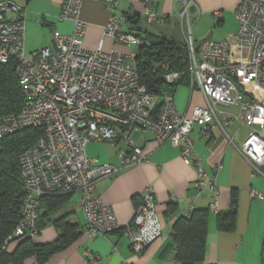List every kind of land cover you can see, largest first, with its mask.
<instances>
[{
	"label": "built area",
	"instance_id": "1",
	"mask_svg": "<svg viewBox=\"0 0 264 264\" xmlns=\"http://www.w3.org/2000/svg\"><path fill=\"white\" fill-rule=\"evenodd\" d=\"M101 1L110 8L105 34L127 46L126 51H104L101 43L94 51L84 50L82 0H63L58 18L72 21V32L54 30L50 44L25 52L26 10L12 0H0V63L15 62L24 99L19 111L0 116V150L7 135L30 126L43 130L18 158L25 193L20 218L5 237L4 249L10 241L32 237L37 232L41 200L49 194L80 192L88 235L117 230L120 225L113 207L103 203L93 190L99 178L141 161L142 150L131 138L136 130L152 131L159 145L179 147L182 161L195 168L196 191L207 188L214 195L208 205L214 213H219L215 175L221 164H216L210 175L206 173L189 136L194 126L205 137L213 128H219L231 142L226 126L239 122L247 127L245 142L240 147L232 144L256 172L263 174L264 0H241L235 14L236 31L222 40L193 38L187 20L184 43L188 84L200 91L204 103L193 106L189 115L177 111L173 92L164 90L155 95L139 83L135 55L143 40L126 29V14L115 13L117 0ZM151 1L145 2V18L163 24L165 15L152 9ZM183 2L181 15L187 16L189 2ZM182 77L183 72L174 70L163 75L170 87ZM156 103L159 110L153 113ZM220 106H236L238 112L222 111ZM118 138L129 147L119 151V166L87 155L88 142H116ZM251 195L261 196L255 190H251ZM124 233L134 253H141L146 245L161 237L162 225L151 187L146 188ZM84 253L88 263L99 264L98 255Z\"/></svg>",
	"mask_w": 264,
	"mask_h": 264
},
{
	"label": "crops",
	"instance_id": "2",
	"mask_svg": "<svg viewBox=\"0 0 264 264\" xmlns=\"http://www.w3.org/2000/svg\"><path fill=\"white\" fill-rule=\"evenodd\" d=\"M12 1L26 10L25 52L50 44L54 30L68 34L73 30L72 21L58 18L63 0ZM183 1H151L152 9L165 15L163 24L145 18L146 0H117L114 10L116 14L134 12L138 18L137 23H127L126 29L130 31L133 26L131 31L142 40H147L148 35L159 34L184 41L187 20L191 24V35L196 39L210 37L222 40L235 33V14L241 0H187V16L181 15L184 10ZM109 14L110 8L101 0H82L80 17L85 22L82 36L84 50L94 51L100 43L104 51L128 49L105 34L104 26ZM173 93L175 107L181 114L189 115L193 106L204 104L200 91L191 88L188 83H179ZM230 107L235 109H228ZM219 109L238 112L236 106H220ZM241 126L244 125L239 122L226 126V133L238 147L249 135V132H238ZM189 136L193 151L208 175L216 164H221L215 175L218 214L230 210L231 196L234 194L235 219L231 229L218 227V214L208 209L214 195L207 188L199 193L196 191L195 168L182 161L179 147L170 143L159 145L152 131L136 130L131 138L142 150L141 161L121 168L112 176L99 178L93 190L94 195L100 196L103 203L113 207L120 227L107 234L88 235L79 191L72 192L53 206L51 202L47 204L43 200L37 219L38 230L28 238L34 244L51 243L63 233L65 227L73 238L45 261L38 263L30 256L24 259L23 264H90L85 260V251L98 255L99 264H176L173 223L177 217L189 215L194 209H208L204 259L194 264H264V167L261 168L263 174L256 172L219 128H213L210 136L205 137L194 126ZM128 149L119 138L116 142L91 141L85 146L88 156L115 166L120 165L119 151ZM147 187L153 189L162 235L146 245L141 253H134L124 229ZM251 190L261 196H252ZM170 202L176 208L171 214H166L165 209ZM24 238L10 241L4 250L12 252Z\"/></svg>",
	"mask_w": 264,
	"mask_h": 264
},
{
	"label": "trees",
	"instance_id": "3",
	"mask_svg": "<svg viewBox=\"0 0 264 264\" xmlns=\"http://www.w3.org/2000/svg\"><path fill=\"white\" fill-rule=\"evenodd\" d=\"M127 23L136 25L135 14H127ZM131 29V28H130ZM132 29L134 27L132 26ZM131 29V30H132ZM130 30V31H131ZM138 46L135 55V65L139 83L148 92L160 95L170 86L165 84L163 75L169 70L183 72L179 83H188V55L185 43L159 34H152ZM165 64L166 67H161ZM171 86L173 89L175 86ZM24 105L20 92L18 78L15 73V62L0 63V116L15 113ZM156 103L153 113H157ZM43 134L40 127H26L3 138L0 150V264H23L25 258L33 256L38 263L45 261L50 255L65 247L73 238L65 227L62 234L51 243L34 244L31 238L21 239L12 252L2 248L7 235L12 233L20 218V208L24 189L20 178L19 155L21 151L34 144L36 138ZM71 193H55L44 195L42 200L51 206L59 203ZM235 195L231 196L230 210L218 214L217 224L220 229H231L235 219ZM176 206L167 204L165 213L171 214ZM208 209H194L189 215L179 216L172 227V237L176 243V264H194L204 259L206 238V222ZM56 222V221H55Z\"/></svg>",
	"mask_w": 264,
	"mask_h": 264
},
{
	"label": "rangeland",
	"instance_id": "4",
	"mask_svg": "<svg viewBox=\"0 0 264 264\" xmlns=\"http://www.w3.org/2000/svg\"><path fill=\"white\" fill-rule=\"evenodd\" d=\"M233 108L235 109V107H230V108H228V109H233ZM229 132H232V130L229 129ZM238 132H244V133H246V132H249V131H248V129H247L245 126H241V127L239 128Z\"/></svg>",
	"mask_w": 264,
	"mask_h": 264
},
{
	"label": "water",
	"instance_id": "5",
	"mask_svg": "<svg viewBox=\"0 0 264 264\" xmlns=\"http://www.w3.org/2000/svg\"><path fill=\"white\" fill-rule=\"evenodd\" d=\"M166 91H168V92H173V88L172 87H168L167 89H165Z\"/></svg>",
	"mask_w": 264,
	"mask_h": 264
}]
</instances>
